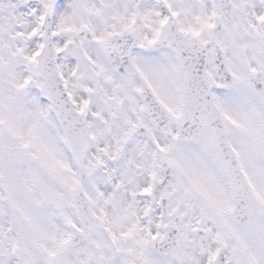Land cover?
Returning <instances> with one entry per match:
<instances>
[{"label": "snow or ice", "instance_id": "1", "mask_svg": "<svg viewBox=\"0 0 264 264\" xmlns=\"http://www.w3.org/2000/svg\"><path fill=\"white\" fill-rule=\"evenodd\" d=\"M0 264H264V0H0Z\"/></svg>", "mask_w": 264, "mask_h": 264}]
</instances>
